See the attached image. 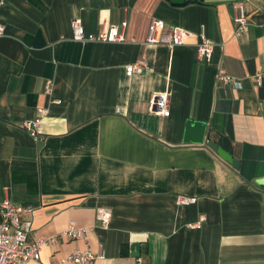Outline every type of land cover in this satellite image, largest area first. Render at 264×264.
Masks as SVG:
<instances>
[{"label":"crops","instance_id":"obj_1","mask_svg":"<svg viewBox=\"0 0 264 264\" xmlns=\"http://www.w3.org/2000/svg\"><path fill=\"white\" fill-rule=\"evenodd\" d=\"M239 5L249 28L235 37ZM75 18L89 33L128 20L125 39L77 41ZM153 18L185 28L184 43H146ZM0 21V203L34 207L29 241L71 220L88 229L43 247L44 264L87 244L103 253L96 264H264V84L253 80L264 75V0H0ZM202 34L213 55L198 63ZM139 59L146 70L129 76ZM221 66L242 87L218 84ZM165 92L169 115L154 106ZM190 118L239 170L184 142ZM36 119L33 136L24 123Z\"/></svg>","mask_w":264,"mask_h":264},{"label":"built area","instance_id":"obj_2","mask_svg":"<svg viewBox=\"0 0 264 264\" xmlns=\"http://www.w3.org/2000/svg\"><path fill=\"white\" fill-rule=\"evenodd\" d=\"M234 35L240 37L249 28V22L242 5L237 6L234 16ZM128 26V20L120 23L111 24L108 28L102 29L97 33L87 32L83 22L79 18L72 21L73 39L77 41H94V42H121L124 41V31ZM5 23L0 21V36L5 33ZM188 31L181 26L166 27L164 20L153 18L149 24L148 34L145 42L148 44H166L170 47L182 45ZM213 55V43L204 34L196 45V60L198 63L210 61ZM147 63L144 59H139L126 67V73L131 76L142 73L146 70ZM253 80L257 86L264 84V75L258 72L254 75ZM217 83L242 87V83L235 76L226 71L224 67H219L217 73ZM51 88L50 81L47 83V91ZM171 96L169 93H160L154 99V106L158 113L169 115ZM55 102H60L55 100ZM40 120H31L24 123L25 129L33 136L37 135V128ZM196 201L195 197L179 196L178 204L188 205ZM34 207L31 205L14 204L10 199L5 198L0 203V264H29L30 261L36 260L41 263V250L48 245L57 243L58 238L67 235L72 239H88V229L79 226L76 221L71 220L67 228L59 235L38 237L33 241L28 240L32 231V215ZM97 218L101 221L102 226L107 228L111 219V211L108 208H99ZM203 221V219H201ZM197 226H200V223ZM103 257V253H95L89 244L86 247H76L69 254L63 257L59 263L49 264H96V260ZM44 264V263H43Z\"/></svg>","mask_w":264,"mask_h":264},{"label":"water","instance_id":"obj_3","mask_svg":"<svg viewBox=\"0 0 264 264\" xmlns=\"http://www.w3.org/2000/svg\"><path fill=\"white\" fill-rule=\"evenodd\" d=\"M175 5H183L187 0H170ZM184 142H192L195 144H202L211 149L221 159L239 170L241 161L228 153L219 143L208 139V123L201 120L187 119ZM259 185L264 189V176L258 180ZM138 243L132 245L133 254L139 255Z\"/></svg>","mask_w":264,"mask_h":264},{"label":"trees","instance_id":"obj_4","mask_svg":"<svg viewBox=\"0 0 264 264\" xmlns=\"http://www.w3.org/2000/svg\"><path fill=\"white\" fill-rule=\"evenodd\" d=\"M203 0H187V3H190V2H202Z\"/></svg>","mask_w":264,"mask_h":264}]
</instances>
